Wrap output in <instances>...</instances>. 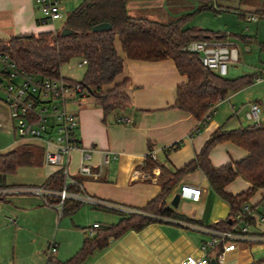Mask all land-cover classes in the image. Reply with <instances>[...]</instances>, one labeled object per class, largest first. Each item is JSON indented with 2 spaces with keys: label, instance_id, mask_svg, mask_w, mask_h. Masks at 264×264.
Returning a JSON list of instances; mask_svg holds the SVG:
<instances>
[{
  "label": "crops",
  "instance_id": "0c3cea01",
  "mask_svg": "<svg viewBox=\"0 0 264 264\" xmlns=\"http://www.w3.org/2000/svg\"><path fill=\"white\" fill-rule=\"evenodd\" d=\"M194 2L200 3L198 0H129L127 11L132 17L165 23L168 21L164 20H175L192 12L188 11V4ZM61 26L43 23L37 0H0V40L56 31ZM116 49L124 58V70L116 82L129 80L126 92L131 97V106L105 116L93 97L87 98L79 109L78 134L82 147L92 150L88 163L93 174H80V151L73 153L69 165L71 176L82 182L86 195L114 207L82 203L76 212L63 215L56 207L46 206L36 195L0 197V264H47L53 243L57 245L53 256L61 261L69 260L90 237L89 229L94 224H115L121 219V213L143 208L160 194L162 166L175 170L188 164L220 126L233 129L249 125L241 111L246 110L251 102L261 104L264 117L263 102L254 100L240 110L234 105L232 111L222 116L216 107L212 118L201 126L193 115L174 107L177 88L186 83L187 78L180 74L172 59H129L119 40ZM237 92L229 94L232 97ZM233 115L237 117L235 121ZM178 142H182L179 149L167 152ZM22 146L36 147L41 151V157L34 163L21 165L15 173L7 174L0 179V186H44L51 175L60 171L58 166L45 163L41 144L20 140L16 136L9 107L0 99V155ZM151 150L158 158L154 166L147 162ZM103 153L109 156L105 165L102 164ZM247 156L244 148L231 141L218 143L210 151V159L216 167L239 162ZM186 185L200 188V199L196 201L182 196L178 207H173L171 200ZM250 185L244 178L237 177L226 186V191L238 194ZM263 198L264 187L258 189L248 202L253 208L255 221L250 226L249 237L236 241L221 264H252L264 258V221L259 220ZM49 199L56 204L59 197L53 193ZM168 202L178 213L197 220L199 224L161 220L140 231L129 230L112 238L106 248L95 250L80 264H179L189 255L199 257L202 255L201 246L213 237L208 226L226 219L231 211L228 202L216 194L200 169L186 174L175 185ZM85 204L91 205L93 210L82 208ZM42 230L46 233L41 236L38 232Z\"/></svg>",
  "mask_w": 264,
  "mask_h": 264
},
{
  "label": "trees",
  "instance_id": "16d2710c",
  "mask_svg": "<svg viewBox=\"0 0 264 264\" xmlns=\"http://www.w3.org/2000/svg\"><path fill=\"white\" fill-rule=\"evenodd\" d=\"M198 1L201 5L196 11H217L213 5L214 0ZM128 2L129 0H83L67 14L61 30L0 40V51L8 53L27 72L46 77H59L64 65L74 59H87L84 78L80 82L90 88L95 104L103 109L105 116L117 109H126L132 103L126 92L129 80L116 82L124 70V58L116 49L118 40L129 59H172L175 62L180 74L186 76L187 82L178 86L174 107L193 115L200 121L201 126L207 124L205 115L212 104L225 99L229 92L252 84L257 78L256 75H245L228 79L205 67L197 54L186 50V46L193 40H223L226 37L220 32L188 26L189 19L196 11L183 14L170 23H162L130 16L127 11ZM256 13L264 18V9L257 10ZM101 23H110L112 29L94 31L93 28ZM66 27L74 30L75 34L62 36L61 31ZM225 141L244 148L248 156L239 162L216 167L210 159V151L215 145ZM181 144L182 142H178L172 145L167 152L179 149ZM40 153L36 147L22 146L0 155V179L15 173L21 165L34 163L41 157ZM147 162L150 166L156 164L150 156H147ZM196 169L203 171L212 189L231 208L226 219L211 224L208 228L220 232H240L241 221L237 218L238 213L258 189L264 187V122L233 129L220 126L188 164L175 170L162 166V190L155 199L143 208L121 213V219L115 224H99L96 235L87 237L78 252L69 260L61 261L49 254L47 264H80L95 250L106 248L112 238H118L129 230L140 231L156 221L173 220L199 224L197 220L178 213L168 202L175 185ZM237 177L248 181L250 187L238 194L226 191V186ZM64 182V176L58 171L50 176L45 185L59 191L64 187ZM3 187L6 186H0ZM75 188L70 186V190ZM81 205L79 201L66 200L63 215L76 212ZM247 221L250 225L255 223L253 216ZM222 251L221 241L209 251L210 264L212 261L221 264L218 257ZM252 264H264V258Z\"/></svg>",
  "mask_w": 264,
  "mask_h": 264
},
{
  "label": "built area",
  "instance_id": "2783aa9c",
  "mask_svg": "<svg viewBox=\"0 0 264 264\" xmlns=\"http://www.w3.org/2000/svg\"><path fill=\"white\" fill-rule=\"evenodd\" d=\"M37 3L40 6L44 24L54 23L63 18L65 13L63 0H37ZM247 18L249 21L258 20V16L255 14H249ZM186 50L197 54L199 61L205 67L221 76L227 75L230 63L239 60V51L234 44L217 39L193 40L186 46ZM77 64L87 66L88 61L79 59ZM256 80L262 82L264 78L257 77ZM90 96L91 91L86 84L78 80L75 82L74 78L64 75L62 71L59 77L29 73L21 68L8 53L0 51V99L9 107L12 127L16 136L20 140L41 144L45 163L58 166L65 178L64 187L59 191L52 190L46 185L4 187L0 188V197L10 194L36 195L43 199L46 206L56 207L60 214L63 213L64 202L69 199L99 207H114L111 203L86 195L83 192L82 182L70 174L69 165L75 151L82 152L80 174L82 176L93 174L88 163L92 150L82 147L78 134L80 129L79 109ZM222 101L219 100L217 103ZM217 103L212 104L206 113L207 121L215 114ZM245 119L252 125L263 123L261 104L251 102L247 106ZM128 121L130 120L128 119ZM148 156L154 161L158 159L154 150H151ZM108 162V154L103 153L102 164L105 165ZM156 170L159 172V167ZM70 186H75L76 190H70ZM53 193L59 197V202L56 204L49 199ZM180 193L182 196L198 201L201 189L186 185L182 187ZM250 216H253V208L249 203H246L237 215L241 221L240 232H220L209 229L213 237L201 246L202 255L199 257L189 255L179 264H210L209 251L221 241L223 242V251L218 258L220 262H223L226 253L232 250L236 241L249 237L251 225L247 220ZM259 220L264 221V198ZM99 226L97 223L89 229L90 236L96 235V228ZM56 252L57 245L53 243L50 246L49 254L54 255Z\"/></svg>",
  "mask_w": 264,
  "mask_h": 264
},
{
  "label": "rangeland",
  "instance_id": "374dc122",
  "mask_svg": "<svg viewBox=\"0 0 264 264\" xmlns=\"http://www.w3.org/2000/svg\"><path fill=\"white\" fill-rule=\"evenodd\" d=\"M82 2L83 0H64L63 5L66 8L64 16L53 24L56 26L63 25L67 14ZM188 5V11L192 12L200 7V3L197 2ZM213 5L217 11L213 9L196 11L189 19L188 26L225 34L226 37L223 40L234 44L238 49L239 60L229 64L226 78L236 79L245 75H256V77L264 78V18L256 13L257 10L264 9V0H214ZM249 14L257 15L258 20L249 21L247 18ZM164 21H168L165 23H170L174 19ZM61 28L62 26L60 30ZM78 61L76 59L72 60L70 64L64 65L61 71L64 75L82 81L86 66H79L77 64ZM254 100L262 101L264 104V81L258 82L255 79L252 84L242 87L232 97L229 94L227 99L217 103L216 107L222 116L232 111L234 105L237 110H240L243 105ZM245 112L246 110L243 109L241 116H244ZM236 119L237 117L233 115V121ZM82 208L92 209L93 207L85 204ZM38 233L42 236L46 231L42 230Z\"/></svg>",
  "mask_w": 264,
  "mask_h": 264
},
{
  "label": "water",
  "instance_id": "95a60500",
  "mask_svg": "<svg viewBox=\"0 0 264 264\" xmlns=\"http://www.w3.org/2000/svg\"><path fill=\"white\" fill-rule=\"evenodd\" d=\"M112 29V25L110 23H101L96 25L93 30L94 31H106V30H111ZM75 34V31L66 27L61 31V35L62 36H69V35H73ZM182 197L181 193H176L173 197V199L171 200V205L175 208L178 207L180 199ZM212 264H215L214 261H212Z\"/></svg>",
  "mask_w": 264,
  "mask_h": 264
}]
</instances>
